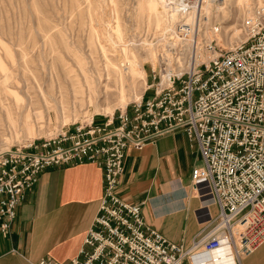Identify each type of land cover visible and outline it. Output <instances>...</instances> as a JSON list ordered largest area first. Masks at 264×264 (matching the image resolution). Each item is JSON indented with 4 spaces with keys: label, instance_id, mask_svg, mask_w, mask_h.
<instances>
[{
    "label": "built area",
    "instance_id": "built-area-1",
    "mask_svg": "<svg viewBox=\"0 0 264 264\" xmlns=\"http://www.w3.org/2000/svg\"><path fill=\"white\" fill-rule=\"evenodd\" d=\"M163 3L180 18L155 40L158 69L153 66L146 89H153L152 97L143 95L103 124L92 119L40 147L12 146L0 153L4 235L17 204L46 168L93 162L103 169L104 193L86 247L67 264H184L224 245L240 263L264 242V11L246 18L247 41L221 50L200 39L205 0ZM167 68L170 83L162 86ZM179 130L201 151L202 163L192 174L195 190L218 206L189 248L148 227L142 204L119 193L127 149ZM37 264L58 263L43 258Z\"/></svg>",
    "mask_w": 264,
    "mask_h": 264
},
{
    "label": "rangeland",
    "instance_id": "rangeland-1",
    "mask_svg": "<svg viewBox=\"0 0 264 264\" xmlns=\"http://www.w3.org/2000/svg\"><path fill=\"white\" fill-rule=\"evenodd\" d=\"M213 3L200 39L221 50L247 41L246 9L264 7V0ZM168 16L163 0H0V152L40 147L152 97L155 40ZM173 17L175 24L180 16Z\"/></svg>",
    "mask_w": 264,
    "mask_h": 264
},
{
    "label": "crops",
    "instance_id": "crops-1",
    "mask_svg": "<svg viewBox=\"0 0 264 264\" xmlns=\"http://www.w3.org/2000/svg\"><path fill=\"white\" fill-rule=\"evenodd\" d=\"M201 163L197 142L182 130L141 149L129 147L119 193L142 204L148 227L189 248L218 212L217 204L194 188L193 169ZM103 193L104 172L96 163L46 168L17 204L7 235L0 227V264L70 262L86 247ZM240 264H264V243Z\"/></svg>",
    "mask_w": 264,
    "mask_h": 264
},
{
    "label": "bare ground",
    "instance_id": "bare-ground-1",
    "mask_svg": "<svg viewBox=\"0 0 264 264\" xmlns=\"http://www.w3.org/2000/svg\"><path fill=\"white\" fill-rule=\"evenodd\" d=\"M213 2H214V0H205L204 6L202 8V13L206 14L207 16H210V14L213 13L212 12L213 8L211 7V5L214 4ZM207 4H210V6L207 7ZM258 8L264 11V7H262V6H258L255 10H253V8H249V9H246V15H248V17L251 15H255L257 13ZM163 11H164V8H163ZM171 17H172V14H170L169 19L166 20V26H165L164 31L170 30L173 28V22L172 21H174V20H172ZM193 18H194V15L192 14L191 20H193ZM214 33H215V31H214ZM120 34H121L120 31H118L117 35H118L119 39L121 40ZM121 43L124 46V43L122 42V40H121ZM156 61H157V55H156ZM154 66H156V64H154ZM130 68H131V71L133 73L137 72L133 62H130ZM169 74H170L169 68H167V72L163 71V73L161 75L162 76V86H166V85H168V83H170L169 76H168ZM142 96L138 97L137 99L141 100ZM125 98L121 99V100H123V104L120 103L122 105V109L125 108V104H124V102H126ZM120 102H122V101H120ZM7 150H5V151H7ZM193 259H194L195 264H239L238 260L236 259V257L233 254L232 249L228 245H224V246L217 248L215 250H212V251L199 252V253L194 255Z\"/></svg>",
    "mask_w": 264,
    "mask_h": 264
}]
</instances>
